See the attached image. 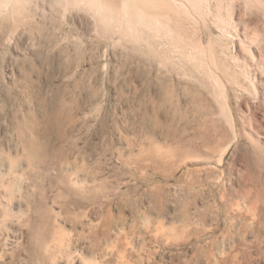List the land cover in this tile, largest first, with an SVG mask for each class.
Masks as SVG:
<instances>
[{
	"label": "bare ground",
	"instance_id": "1",
	"mask_svg": "<svg viewBox=\"0 0 264 264\" xmlns=\"http://www.w3.org/2000/svg\"><path fill=\"white\" fill-rule=\"evenodd\" d=\"M8 61L22 64L25 82L65 84L56 98L69 99L61 106L72 112L67 127L117 130L114 140L129 158L175 164L169 177L179 162L196 166L186 183L191 206L203 208L206 224L207 210H217L203 235L244 220L240 238L205 243L222 255L216 264H264V0H0V80ZM35 128L36 138L45 136ZM26 141L25 148L36 144ZM56 180L60 194L82 196L84 205L102 190L68 173ZM20 184L21 175L0 180L9 203L0 215L28 225L30 251L53 264L56 256L45 250L53 209L45 196L29 195L38 221L12 211Z\"/></svg>",
	"mask_w": 264,
	"mask_h": 264
},
{
	"label": "rangeland",
	"instance_id": "2",
	"mask_svg": "<svg viewBox=\"0 0 264 264\" xmlns=\"http://www.w3.org/2000/svg\"><path fill=\"white\" fill-rule=\"evenodd\" d=\"M21 65L6 62L4 70L10 76L6 75L5 81L0 80V180L8 182L17 175L25 179L26 185L15 187L16 198L11 208L24 218L31 217L30 221H38L39 217L36 204L28 196H33L35 201L39 196H45L46 204L54 212L51 229L45 239L46 252L56 256L53 264H216L222 255H217V250L209 251L205 243L211 238L226 239L227 242L233 240L234 235H237L236 239L240 238V226L244 220L239 218L234 223L233 219L227 221L229 225L223 222L215 235H203L202 229H210L211 214L214 212L216 215L217 210H207L206 224L200 216L201 204H198L201 210L191 206L186 195V183L193 180L191 173L196 166L180 165L179 162L176 174L169 177L175 164L165 159L139 161L129 158L126 155L128 149L114 140L119 133L117 130H89L84 127L73 130L67 127L65 122L72 112L61 106L64 102L69 103V99L62 102V97L65 98L62 93L61 98H56L58 88L65 84L25 82L19 76ZM11 76L14 77L11 79ZM47 90L49 92L46 93ZM63 109L66 112L62 115ZM32 123L37 128L39 126L40 132L47 131L45 136L36 138L33 130L36 128ZM25 139L38 144L25 148L29 145L27 141L22 144ZM135 149L139 150L140 146ZM30 150H34V154ZM29 153L32 160L28 158ZM11 159H16L17 166L10 177L7 172H11ZM62 173H68L79 181L96 179L94 185L91 182L86 184L89 188H102L97 201L84 205L86 200H81L82 196L60 194L62 189L56 178ZM196 194L197 191L190 195ZM8 205L2 188L0 212ZM22 224L0 215V264H44L36 258L38 249L32 248L30 253L35 241L30 236L29 226ZM208 255H212L211 261ZM237 258L243 260L241 255Z\"/></svg>",
	"mask_w": 264,
	"mask_h": 264
}]
</instances>
